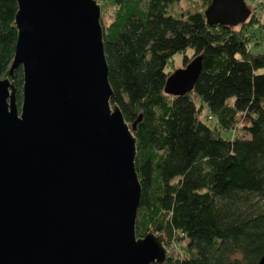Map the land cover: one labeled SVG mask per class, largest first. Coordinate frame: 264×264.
Segmentation results:
<instances>
[{
  "label": "water",
  "instance_id": "95a60500",
  "mask_svg": "<svg viewBox=\"0 0 264 264\" xmlns=\"http://www.w3.org/2000/svg\"><path fill=\"white\" fill-rule=\"evenodd\" d=\"M17 4L14 59L0 78V264H164V236H137L136 123L111 105L98 1ZM250 14L245 0L205 11L210 25ZM201 70L202 57L175 70L165 93H191Z\"/></svg>",
  "mask_w": 264,
  "mask_h": 264
},
{
  "label": "trees",
  "instance_id": "16d2710c",
  "mask_svg": "<svg viewBox=\"0 0 264 264\" xmlns=\"http://www.w3.org/2000/svg\"><path fill=\"white\" fill-rule=\"evenodd\" d=\"M182 1L112 0L116 18L109 26L101 23L111 105L127 123H136L142 187L137 236L153 230L168 246L184 244L179 252H168L164 264H259L264 52H253L246 33L258 17L251 10L240 29L210 25L205 8L212 0H202V10L173 14ZM17 10V0H0L1 79L9 76L14 59ZM178 54L185 67L202 57V70L191 93L174 97L164 89ZM13 83L20 105L22 68ZM205 109L214 126L203 119ZM223 131H233L232 137H223Z\"/></svg>",
  "mask_w": 264,
  "mask_h": 264
},
{
  "label": "rangeland",
  "instance_id": "374dc122",
  "mask_svg": "<svg viewBox=\"0 0 264 264\" xmlns=\"http://www.w3.org/2000/svg\"><path fill=\"white\" fill-rule=\"evenodd\" d=\"M101 7V15L103 25L109 26L116 18L118 7L115 6L112 0H97ZM248 8L252 11H255V15L258 17L255 19V24L250 27L247 25L246 33L249 37L250 44L249 47L253 50V52H264V0H245ZM204 9V4L202 0H183L178 5L173 7L172 13L175 15L181 14L187 11L194 10H202ZM207 8H205L206 10ZM250 18V17H249ZM248 20V19H247ZM247 24V22H246ZM102 25V27H103ZM240 29V25H237ZM190 56V53H189ZM182 55L178 54L175 56L174 60L171 62V66L169 70L174 72L177 69L185 68L182 64ZM208 113V110L205 109L204 117ZM206 123L210 126L215 125V120H206ZM241 125V124H240ZM237 129V128H236ZM236 131V130H235ZM233 131H223L222 136L225 138H231ZM165 248L167 250V254L169 253H177L183 248L184 244L172 243L169 246L164 242Z\"/></svg>",
  "mask_w": 264,
  "mask_h": 264
}]
</instances>
